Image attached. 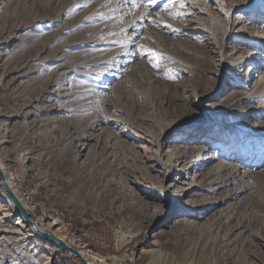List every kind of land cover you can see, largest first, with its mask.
I'll return each instance as SVG.
<instances>
[{
  "label": "rangeland",
  "instance_id": "rangeland-1",
  "mask_svg": "<svg viewBox=\"0 0 264 264\" xmlns=\"http://www.w3.org/2000/svg\"><path fill=\"white\" fill-rule=\"evenodd\" d=\"M251 1L0 0V158L37 224L56 220L76 245L120 264H264V94L254 93L256 116L232 103L261 80L264 60L249 78L221 76L218 44L225 10L240 3L229 25L240 21L244 34L225 41L264 59V0L244 9ZM250 36L260 45L244 44ZM227 112L215 129L201 124ZM157 142L168 155L204 147L209 189L238 169L244 177L212 200L230 187L244 194L201 218L186 209L197 223H176ZM1 185V222L19 232L0 241V264H83L35 234L25 240ZM100 234L116 252L92 248L106 245Z\"/></svg>",
  "mask_w": 264,
  "mask_h": 264
},
{
  "label": "bare ground",
  "instance_id": "bare-ground-1",
  "mask_svg": "<svg viewBox=\"0 0 264 264\" xmlns=\"http://www.w3.org/2000/svg\"><path fill=\"white\" fill-rule=\"evenodd\" d=\"M259 1L260 0H253V1L243 5V7H244V9H247L249 4L252 6L253 3L256 4L255 2H259ZM240 10H242V9H240V3H234L230 9L225 10V24H223L224 29H225V37H224L222 42H218L221 50H223L226 46V49L223 50L224 53L221 55V57H222V59H221L222 65L220 67V75L221 76L234 74V76H237V77L245 75L247 78H249V75L251 74V71L254 69V67L259 62L264 60L262 58L258 59L259 55L256 52V49L255 50L254 49H246L245 47H240V48L237 47V48L232 49L228 45V43H226V41H225L226 37H228V36L234 37L235 34H238V35L244 34L243 33L244 32L243 31L244 26L239 27L241 24L240 21L234 22V20H233V22L231 23V26L229 25L231 18L233 16H235L236 12H238ZM243 40H244V44H248L249 47L253 46L255 43L260 45V43H259L260 40L257 43L256 40L251 36L244 38ZM262 43H264V42H262ZM261 45H262L261 47H264V44H261ZM242 72H244V73H242ZM262 79H264V74H262L261 80L256 81V82H253V81L250 82L251 88L248 89V91H239V93H237V95H235L232 103L235 101V104L239 106V107H235L236 110L241 112V109L247 108L249 110L250 108L254 107V116H256L255 112L259 111L260 107H256L257 104H254V93L264 94V80L262 81ZM247 83H249L248 80H247ZM59 92H61V91H59ZM50 96H52V95H50ZM245 104H247V105H245ZM46 106L47 105H45V107ZM39 107H41V106H39ZM41 108H43V107H41ZM30 114H31V112L27 111L25 118H28ZM226 116L232 117L233 113L232 114H231V112L218 113V114L211 113L210 117L206 119L205 123L202 122L201 124L204 126H207L208 128L215 129V128H213L212 123H214L215 126H219L222 123H224L228 118H230V117L226 118ZM171 130H172V128L167 129L165 132H170ZM85 143H83V145ZM162 147H163V144L160 142H157V150L159 151V155H161V157H164L165 155L167 156V160L164 162V164H165V167H164L165 185L163 188L164 202L166 204L174 203V204L178 205V207L175 208V212L173 213V214H175V216L177 215L176 221H175L176 223L191 224V222H193V221L195 223H197L196 220H194L192 218L181 216L186 209L192 208L195 211L199 210V212H197V214H198L197 216H198V218H201L202 217L201 214L204 211H206L208 208H217V206L220 203L217 200H222L221 202L224 203V205H228L236 199L240 200V198L244 194L243 192L246 190V188L244 186L241 188L240 187H230L227 190L226 195H224L221 198H216L215 200H212L209 197L210 193L211 194L212 193H219L221 189H226L228 184L231 185L236 181L235 177H237V176L244 177L241 173L238 172V169L235 168L233 170L234 172L231 174V176L228 174L230 176V178H228L227 182L220 183L216 186L213 185L214 187H211L209 189L208 185L207 184L204 185V183H203V181H204L202 179V173L203 172L201 173L200 170H198L199 167L204 166V162H205L204 160H206V158H205L206 156H204V154H205L204 152L206 149L204 147L202 148V147L196 146V145L193 147L192 146H186V145H184V146H182V145L178 146L177 145L176 146L177 148L174 151H172L169 155L167 152H164L162 150ZM0 167L4 171V174L7 178V181H8L10 188L12 189L14 194L18 197V199L23 204V206L24 207L26 206L25 209L29 213L30 207L28 206V203L22 197V195H20L19 193H18V195H19L18 196L16 191L12 187V183L10 182V178L12 176L8 175L9 171L5 167L2 158H0ZM224 171H225V169H224ZM224 171L222 170V172H224ZM223 177H225V176L223 175ZM241 184H242V182H241ZM1 188L3 190L2 185H1ZM244 188H245V190H244ZM3 192H4V190H3ZM5 197L8 201V203L14 209L15 214H18V211L16 210L13 202L6 196V194H5ZM29 204L32 207H34V205H35L33 203V201H30V200H29ZM195 211H192V212H195ZM33 213H36L34 211V209H33ZM1 214H2V210H1V205H0V215ZM7 214H9V213L7 212ZM29 215H30V213H29ZM31 215H32V213H31ZM31 215H30V217H31ZM19 217L20 218L16 221L15 225L21 224L22 226H27V232L24 233L23 236H24L25 240H28L30 238V236H33L35 233L33 232V230L31 228H29V226L26 224L25 220L21 216H19ZM31 219H32V217H31ZM1 220L2 219H0V241H2L5 237H8L9 235H12L16 232H19V230H17L16 226L10 225V227H7V226L2 224ZM23 223H25V224H23ZM58 225H59V223L56 220H51L46 225H42V227L44 229L38 224V226L42 230L46 231L50 235L61 240L68 247L74 248L78 252L79 256L81 258H83L85 261H89L92 264H120V261H119L117 256H112L110 259H107L105 257H99L98 255H96L94 252H92L91 250H89L85 246L76 245L74 243V241H71L67 236L61 234L62 227H58ZM130 236H131V234H127V233L123 234L124 240H126ZM148 251L154 252L155 247H152V245H151L150 249ZM46 258H47L46 264H48L50 258L49 257H46Z\"/></svg>",
  "mask_w": 264,
  "mask_h": 264
},
{
  "label": "water",
  "instance_id": "water-1",
  "mask_svg": "<svg viewBox=\"0 0 264 264\" xmlns=\"http://www.w3.org/2000/svg\"><path fill=\"white\" fill-rule=\"evenodd\" d=\"M0 180H1L4 193L13 202L16 210L18 211L19 216H21L25 220L26 224L33 230V232L35 233L37 237H39L42 241L53 243L54 245L58 246L62 250L69 252L70 255L79 258L85 264H92L91 262L85 261L83 258H81L78 252L74 248L68 247L61 240L57 239L56 237L42 230L38 226V224L34 220L31 219L29 213L27 212L23 204L20 202L18 197L14 194V192L10 188L7 178L1 167H0Z\"/></svg>",
  "mask_w": 264,
  "mask_h": 264
},
{
  "label": "trees",
  "instance_id": "trees-1",
  "mask_svg": "<svg viewBox=\"0 0 264 264\" xmlns=\"http://www.w3.org/2000/svg\"><path fill=\"white\" fill-rule=\"evenodd\" d=\"M86 229H87V226L76 224V231L78 233H84L86 231ZM35 237L38 241L43 242L39 237H37V236H35ZM100 239L103 241V244H106V245H103V246H101L100 244L99 245H97V244L93 245L92 248L94 250L101 251L104 253L105 252H116L115 242L111 236H109L107 234H100ZM48 245L55 246L53 243H50V242L48 243ZM65 259H68V258H64V260ZM83 264H85V263L83 262Z\"/></svg>",
  "mask_w": 264,
  "mask_h": 264
},
{
  "label": "snow or ice",
  "instance_id": "snow-or-ice-1",
  "mask_svg": "<svg viewBox=\"0 0 264 264\" xmlns=\"http://www.w3.org/2000/svg\"><path fill=\"white\" fill-rule=\"evenodd\" d=\"M149 2H151V3H155V0H149Z\"/></svg>",
  "mask_w": 264,
  "mask_h": 264
},
{
  "label": "built area",
  "instance_id": "built-area-1",
  "mask_svg": "<svg viewBox=\"0 0 264 264\" xmlns=\"http://www.w3.org/2000/svg\"><path fill=\"white\" fill-rule=\"evenodd\" d=\"M36 213H39L40 211H38V210H34Z\"/></svg>",
  "mask_w": 264,
  "mask_h": 264
}]
</instances>
